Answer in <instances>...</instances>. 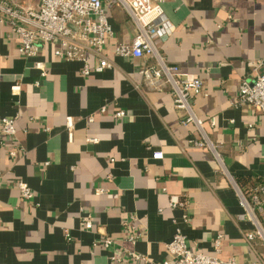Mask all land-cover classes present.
Returning a JSON list of instances; mask_svg holds the SVG:
<instances>
[{
  "label": "crops",
  "instance_id": "1",
  "mask_svg": "<svg viewBox=\"0 0 264 264\" xmlns=\"http://www.w3.org/2000/svg\"><path fill=\"white\" fill-rule=\"evenodd\" d=\"M163 8L174 28L159 54L204 81L191 104L221 160L191 142L202 135L182 123L188 113L176 108L170 86L145 84L140 70L156 65L154 58L115 56V45L137 33L120 4L105 0L115 30L105 53L114 66L86 77L81 62L55 56V44L23 57L9 22H0V124L16 117L15 135L0 134V264H157L169 258L174 221L196 251L264 261V244L254 251L246 241L254 227L239 219L238 192L239 179L245 187L264 181V115L237 103L242 79L264 56V0H165ZM89 63L93 69L95 58ZM120 110L126 116L115 117ZM155 151L163 158H153ZM21 180L32 198L22 196ZM173 196L187 208L172 207Z\"/></svg>",
  "mask_w": 264,
  "mask_h": 264
},
{
  "label": "built area",
  "instance_id": "2",
  "mask_svg": "<svg viewBox=\"0 0 264 264\" xmlns=\"http://www.w3.org/2000/svg\"><path fill=\"white\" fill-rule=\"evenodd\" d=\"M110 5L120 4L129 13L137 26V33L131 42H118L115 45V56L127 58H144L149 56L156 60V65L140 70L145 84L154 90H162L170 86V92L176 108L187 111L188 116L183 124L194 123L202 137L191 140L199 147L212 150L217 159L221 156L203 128V120L199 119L192 108L191 99L204 90V81L199 76L183 71L177 65L168 64L159 54L160 43L169 38L174 24L163 8L165 0H106ZM8 21L11 32L19 40L18 50L23 57H35L41 44H55L54 54L57 58L67 61H79L83 64L81 73L86 77L92 72H102L114 66V62L105 53L109 39L115 35L105 13V0H38L37 2L20 3V0H0V22ZM95 58L92 69L90 58ZM35 67L41 70L42 76L47 75V69L42 61H37ZM139 87V86H138ZM21 86L15 84L13 92H19ZM239 105H251L258 113L264 115V56L259 58L248 77L242 79L239 93ZM105 109V108H103ZM126 112L120 110L115 117L122 118ZM16 117H4L0 124V134L14 136ZM89 121H93L90 116ZM68 137L73 139L74 122L67 118ZM88 142L98 143L99 138H88ZM14 155V151L11 152ZM153 158L162 159L163 152H153ZM19 188L24 198H32L29 185L21 180ZM105 190L97 188L96 193ZM240 204L244 212L239 219L250 221L254 227L246 235L248 245L257 251L258 241L264 244V181L252 186L248 192L238 187ZM188 202L177 196L171 198L172 207L187 208ZM87 228L92 227L91 214L83 215ZM188 222L185 212L182 216ZM132 220H136L132 217ZM172 240L167 244L169 258L157 264H244L235 258L227 260L196 251L188 243L179 222ZM223 235L219 234L214 241L215 251H220ZM105 246L112 244V238L107 237ZM134 259H144L132 254ZM259 257V256H258ZM261 258V257H260ZM250 264H264V261Z\"/></svg>",
  "mask_w": 264,
  "mask_h": 264
},
{
  "label": "trees",
  "instance_id": "3",
  "mask_svg": "<svg viewBox=\"0 0 264 264\" xmlns=\"http://www.w3.org/2000/svg\"><path fill=\"white\" fill-rule=\"evenodd\" d=\"M239 181H240V184H241V188H242V190L244 191V192H248L249 190H250V188L253 186H248V187H245L244 185H243V180H240L239 179Z\"/></svg>",
  "mask_w": 264,
  "mask_h": 264
}]
</instances>
